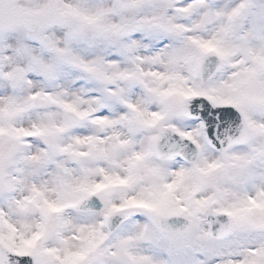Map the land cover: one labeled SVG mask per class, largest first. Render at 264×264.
<instances>
[{
	"label": "snow or ice",
	"instance_id": "1",
	"mask_svg": "<svg viewBox=\"0 0 264 264\" xmlns=\"http://www.w3.org/2000/svg\"><path fill=\"white\" fill-rule=\"evenodd\" d=\"M0 264H264V0H0Z\"/></svg>",
	"mask_w": 264,
	"mask_h": 264
}]
</instances>
